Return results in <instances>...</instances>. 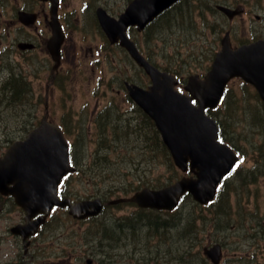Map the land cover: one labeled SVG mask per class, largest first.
Wrapping results in <instances>:
<instances>
[{
  "label": "rangeland",
  "instance_id": "obj_1",
  "mask_svg": "<svg viewBox=\"0 0 264 264\" xmlns=\"http://www.w3.org/2000/svg\"><path fill=\"white\" fill-rule=\"evenodd\" d=\"M66 1L69 5V16L65 18L66 23L70 25L69 38L74 42L77 50L76 55L68 57L70 53L73 55V52H70L66 61L70 60V63L72 61L82 62L83 58L85 71L82 76L74 79L73 74H68L66 76L68 82L65 85L67 88H83L87 94L84 100L88 99L91 103L85 108L83 104L77 107L55 106L56 95H52L50 101L53 104L50 106L49 115L53 120H57L61 114L71 122L75 118L85 124L88 123V112L94 108L96 101L100 103V106L111 104L109 98L111 93L120 86L122 76L127 75L136 81H145L146 75L141 69L133 66L128 55L118 45L106 43L97 25L95 9L98 5H103L111 13L118 14L124 9L128 0ZM215 1L217 0H187L183 5L192 11L186 18L181 19L180 25L159 33H155L156 26L150 32H138L136 29H132L130 34L136 39L141 49L162 67L178 69L177 73L180 75L205 70L214 48L219 45V37L222 36L225 29H231L235 38L249 37L252 32H256V35H264V0L257 6V9L233 22L231 21L230 24L226 23V19L220 13L216 14L212 10ZM0 2L1 23L11 11L8 4H14L16 0H0ZM255 14H259L261 20H257ZM21 28L26 29L22 26ZM21 36L20 30L13 29L11 35L0 33V41L4 47L6 43L12 40L14 43L15 39ZM81 46H83L82 49H80ZM3 47L0 48V52L4 50ZM1 54L3 56V52ZM5 58L3 56V59ZM14 58L19 60L20 56H14ZM42 58L43 54L39 51L34 57V61L40 62ZM4 73L5 71L1 72L2 75ZM36 82L33 80L34 87H32L38 93ZM43 83L44 81L39 85L40 89L43 87ZM65 85L62 82L63 88ZM228 87L226 98L218 108V117L221 120L223 132L231 137L236 147L245 154V160L228 179V181L231 179L230 186H226L227 190L222 192V195L226 194L227 198L223 202L225 211L216 227L213 215L209 210H200L193 206L190 209V206H183L184 222L187 218H194V215L202 216L203 221L195 220V226H193L194 229L190 236L185 234L184 238L175 239L176 231L168 230L167 235L172 237L169 240V247L173 251L171 257L184 256L181 248L192 247V255H187L186 258H191L194 264H206L208 261L203 254L204 248L214 242H221L224 245L222 264L224 261L228 264H264V108L250 84L244 85L240 79L236 78L231 81ZM76 90L78 92H76L75 98L80 99L81 93L79 89ZM97 91L98 95H96ZM27 97L28 101L33 99L30 95ZM43 104L35 106L38 113H41L43 107L40 118L45 112ZM108 109L109 111H106L105 114H107L109 122H113L112 126L115 128L123 129V125L125 122L128 123L129 117L137 115L133 111L132 104L126 99L122 100L117 109H114L113 106ZM126 110L128 111L126 112ZM19 112V109L18 111H9L7 107L0 106V128H6L4 122L13 121L10 123V127L8 125L5 137L0 133V152L6 148L2 141L10 136L23 133L18 125V120L22 118V116L18 117ZM20 120L19 122H23ZM139 124L137 123L134 131L141 129L140 138L143 141L134 137V140L129 143L124 142V137L122 135L120 137L117 131L113 135L109 133L107 137L100 138L103 133L95 134L101 130L94 126L92 127V130H95L94 134L91 129H87L75 135L77 138L75 143L73 142L75 153L80 154L79 159L87 165L86 168L93 170L90 174L88 170L87 173H77L71 178L68 184L75 194L91 193L95 191L94 187L99 184L117 188L122 184L120 181H123V173L131 168H133V174L127 178L126 182L135 181L134 176L139 174L143 176L142 183L165 182L170 177L178 176L176 168L167 157L159 138L152 133L151 129L147 128L145 120L141 118ZM128 151L132 152L131 155L136 166L125 154ZM117 194H120V190L115 189L110 191L108 196L116 197ZM185 203L184 205H186ZM188 210L189 214H186ZM128 211L130 208L124 210L123 214ZM20 215V211L12 204H9L3 212L0 210V257L3 260L7 258L9 251L14 246V241L6 231L11 224L19 220ZM54 215H56L55 219L51 220L53 222L49 223L41 233L37 246H45V242L53 241V243L48 247V252L41 249L42 254L36 260V264H68L70 261L72 264H84L87 253L86 242L93 232L85 234L86 225L77 220H71L65 212L58 211ZM110 217L114 218V215L105 212L99 220ZM171 219L176 220V216H172ZM257 219L262 222V225L258 224L256 228ZM99 220L98 223L89 224L90 228L101 231L98 229V226L102 224ZM251 225H254L256 229H252ZM53 234V240L47 239ZM139 235L140 233L129 241L123 237L121 246L124 248V252L125 248L140 247ZM199 249L200 254L196 255L195 252ZM50 252H53L54 255H50ZM71 252L74 254L73 259L69 257Z\"/></svg>",
  "mask_w": 264,
  "mask_h": 264
},
{
  "label": "water",
  "instance_id": "obj_2",
  "mask_svg": "<svg viewBox=\"0 0 264 264\" xmlns=\"http://www.w3.org/2000/svg\"><path fill=\"white\" fill-rule=\"evenodd\" d=\"M177 0H132L119 19L110 16L105 9H97L99 20L111 41L121 39L135 59L150 74L153 84L149 89L131 86L130 92L137 102L155 120L164 142L170 149L175 163L184 171L190 168L196 176H183L164 188L143 189L133 199H147L149 204L171 208L186 191L194 198L207 202L215 195L217 184L227 176L237 160L227 145L219 142L218 125L214 118L205 114L207 106H215L221 98L224 86L234 75H241L258 88L264 100V40L232 48L228 34L222 39V49L217 52L211 69L201 77L193 74L185 86L192 95L174 89L175 77L149 64L138 52L133 41L126 36L127 26L138 24L142 29L161 11ZM230 17L239 13L241 7L231 9L219 5ZM55 26L51 50L56 57L61 41L59 25L53 15ZM196 98L199 105L192 103ZM73 170L68 159V145L60 128L46 121L30 132L23 140L14 141L0 156V191L12 193L16 201L27 211L26 219L38 212H48L54 204L65 205L59 200L56 187L61 177ZM14 182L13 186H8ZM86 202L72 206L79 216ZM44 216L26 224L13 227L14 232L24 236L36 231ZM216 256V248L209 251Z\"/></svg>",
  "mask_w": 264,
  "mask_h": 264
},
{
  "label": "flooded vegetation",
  "instance_id": "obj_3",
  "mask_svg": "<svg viewBox=\"0 0 264 264\" xmlns=\"http://www.w3.org/2000/svg\"><path fill=\"white\" fill-rule=\"evenodd\" d=\"M50 5V1L45 0H16L14 4H8V6L11 8V11L8 12L9 15L5 17L4 21L0 24L3 25L6 22V25L8 24L7 26H9L10 28L12 26V29L20 30V33L22 34L21 37H23L22 39L25 38L26 40L33 41L34 49L29 52H33L36 49H46V38L48 36L49 30V16L47 13V9ZM66 8L67 4H65L63 0H60V9L62 16L64 13H66ZM20 10L35 12L37 16V22L34 25L29 26L23 25L20 21L18 22V12ZM21 26L26 29H22ZM31 26H34V31L29 30ZM71 48L72 46L69 45V41L65 40L62 46V54H68ZM47 66H49V62H44L41 64L42 69H45ZM50 74L51 82L53 83L57 74H54L53 72H51ZM49 87V84H47V90L49 89ZM109 210L112 211L113 208L111 207L109 208ZM124 210L126 209L120 210L119 214L116 216V227H118V229L114 232H107L105 230L96 231L89 229V224L92 223V220L96 216L87 217L82 220L86 225L85 234L88 232H93V234L89 237L88 242H86L87 253L85 254V264H181L176 261L175 263H171L172 258L167 255V253H169L170 251V248L167 247L140 246L133 248H125L124 252V248L121 246V241L123 240V237H134L136 233V231L124 229L122 227L124 225L122 221V215ZM134 214L135 224H140L141 229L144 225H149L145 234H151L153 232L154 226L157 223L153 222L151 224L150 221L143 217L142 212H135ZM131 225L132 224H130V226ZM35 239L36 237H33L32 242L35 241ZM181 250L187 251L186 249L182 248ZM20 259L21 264H24L26 260L25 255L22 254Z\"/></svg>",
  "mask_w": 264,
  "mask_h": 264
},
{
  "label": "trees",
  "instance_id": "obj_4",
  "mask_svg": "<svg viewBox=\"0 0 264 264\" xmlns=\"http://www.w3.org/2000/svg\"><path fill=\"white\" fill-rule=\"evenodd\" d=\"M185 2L186 1L183 0V1L179 2L178 4H176L170 10H167L162 16H160V18L156 22L151 24L149 28L154 26V24L157 25V23H158V25L156 26V30L163 31L165 29L167 30L169 28H173V26L180 25V21H182L181 19L183 17L186 18V16L191 14V11H192L191 9H189L188 7L183 5ZM166 19H169V20L166 21ZM160 20H162V21H160ZM164 20H165V25L159 24V23L163 22ZM1 79H2V81H0V106L7 107V109L9 111H13V110L18 111V109L20 110V112L17 114L18 117L20 118L23 115V117L24 118L26 117V119L22 120L23 122H19V120H20L19 119L18 125L21 127L22 131L25 133L26 131H28L31 128L32 123L34 122V119L36 117L35 116L36 112L33 108H30L29 110H24V111L21 108V106L23 105L22 93L25 89L28 88V86L25 84V81H23L22 79L20 80L18 77H15V75H12L11 77H9V79H8V77H4ZM27 103L28 102H26V104ZM12 122L13 121H8V122H4L3 124H6L5 125L6 127L8 125L10 127V123H12ZM125 126H127V127H125ZM125 126H123L125 128H123V131H122V136L124 137V142L129 143L131 140H134V137L143 141L140 138L141 137L140 136L141 129H139V131H134L135 128L130 127L131 123L126 124ZM126 128H128V130L131 129L130 132H127ZM114 129H115V131H117V129L115 127H114ZM0 130H4V128H0ZM3 134L6 135L7 132H4ZM22 134L23 133L16 134V135H22ZM165 151H166V149H165Z\"/></svg>",
  "mask_w": 264,
  "mask_h": 264
}]
</instances>
